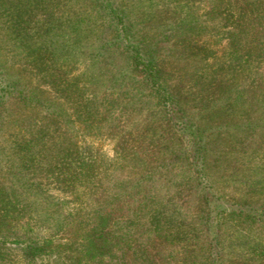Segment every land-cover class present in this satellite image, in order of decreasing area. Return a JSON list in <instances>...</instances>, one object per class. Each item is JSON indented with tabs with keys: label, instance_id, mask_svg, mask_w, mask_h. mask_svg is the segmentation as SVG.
<instances>
[{
	"label": "trees",
	"instance_id": "obj_1",
	"mask_svg": "<svg viewBox=\"0 0 264 264\" xmlns=\"http://www.w3.org/2000/svg\"><path fill=\"white\" fill-rule=\"evenodd\" d=\"M44 1L0 0V14L4 12L9 14L8 19L0 23L2 29L0 31L3 32L1 36H4V41L11 40L18 43L26 62L33 69L36 68L34 71L40 74L41 81L49 84L55 91L69 96L71 98L69 102L75 104L76 109L87 108L94 100L93 111L84 109L86 114L84 119L93 115L95 117L100 113L101 110L97 107L98 101L113 100L115 103H123L125 107H130L135 105L146 91L147 95L152 96L153 102L155 101V106L152 108V102L148 110L154 122L160 110L166 113L176 111L186 113L185 106L189 99L197 105L199 114L208 113L202 116L208 120H214V117L218 120L216 118H222L218 117L222 116L221 114L235 112L241 108L240 113H247L239 121L221 119L222 121L217 123L207 122L206 125H201L195 120H182L179 125L177 121L172 122L174 127L178 126L192 132L193 167L205 176L212 174L207 155L208 145L215 133L221 134L223 129L228 130L233 127L248 129L255 137L264 136V70L262 68L264 0H143L150 8L153 7L154 2L157 5L161 4L159 17L156 15L157 18L154 20L150 17L146 19L145 24L141 20L138 22L134 20L133 9L123 4L122 0H95L97 20L103 18L108 28V34L99 33L96 37L95 59L108 47L118 49L127 59L129 70L137 71L141 78L139 82L135 79L130 83L125 82L126 84L122 80L118 81V78L123 77L122 74L116 75L107 84L93 71L84 70L80 74L69 75L70 71L61 68V60H69L75 56L74 50L80 49L85 44L83 41L87 37L88 29L80 18H77L80 19L79 21L67 25L65 17L53 19L52 12H49L50 19L46 20L47 25H44L45 27L41 25L39 29L31 32V19L25 14L31 12L32 2L39 4ZM50 1L46 0V3ZM153 24L156 28H152V34L149 32L150 29L144 26L152 27ZM215 36L216 39H211L213 44L217 45L223 41L221 54L215 49L208 48L204 40H201ZM163 40L169 43L171 48L179 51L182 58L189 59L191 68L187 72L190 91L186 95L183 90L182 92L176 90L163 70L161 57L158 55ZM252 63H256L254 73L261 82L253 104L245 99L244 87L225 84L228 75L234 72L245 73L249 71V65ZM42 82L33 85L32 82L14 73L2 60L0 51V231L3 232V237H14L26 242L24 251L30 256L39 253L43 244H40L38 239L21 235V231L15 227L25 217L24 195L37 194L35 191L38 188L37 183L32 178L35 177L36 172L27 171L29 170L26 167L27 158L34 152L43 151L48 146L47 139H51L50 143L63 144V139L57 140L55 138L57 135H53V130L48 129L47 125L55 123V120L58 121L56 117L63 114L65 118H70V113L63 107L62 102L47 95L49 90L41 85ZM110 89L112 91L108 92ZM209 92L219 95L212 97L213 95L207 94ZM10 103H16L22 110L14 112V108L9 106ZM24 109L29 110L30 118L23 114ZM254 114L256 117L253 119L251 115ZM125 119H127L126 115L122 113L118 124L124 126L122 123ZM136 123L141 124L142 127L145 125L146 130L152 127L150 123L143 124L142 121ZM215 128L218 132L207 134V131ZM151 140V148L156 151L154 147L157 146L158 139ZM68 142L66 140V143ZM56 148L57 153H61L69 146L58 145ZM147 163L149 162L140 156L137 157L135 162L138 165L137 170L145 169ZM258 167V173L250 181H245L249 190L255 189L258 197L247 200L235 199L233 202L237 204L236 207L229 208L223 203V196L212 191L211 179L197 182L196 187L202 192L200 195L202 211L199 219L206 227L207 248L216 246V252L214 255L205 256L202 260L194 258L190 264L193 262L224 264L223 255L226 249L223 247L225 242L223 235L227 228H229L228 234L234 237L232 242L237 243V250L241 251L239 254L246 263L264 264V155L260 158ZM151 168L149 171H140L141 176L136 183L127 186L128 180H122L119 184L122 192L117 196L108 194V190L102 191L101 198H98L99 208L94 212V225L81 236L85 263L109 264L111 259L118 258L117 249L121 235H118L117 231L122 224L128 223L130 226L140 218L132 221L124 213L117 211L119 207L124 208L126 194L136 192V188L142 184V179L153 175L158 167ZM62 174L58 171L56 177ZM118 199L121 202H117ZM144 200L140 198V203L142 206H148ZM147 210L145 211L144 208L140 211V217L143 215L146 218L142 224L146 226L147 231L163 229L165 225L159 210ZM65 224L60 221L56 229L60 230ZM114 264L130 263L118 260Z\"/></svg>",
	"mask_w": 264,
	"mask_h": 264
},
{
	"label": "rangeland",
	"instance_id": "obj_2",
	"mask_svg": "<svg viewBox=\"0 0 264 264\" xmlns=\"http://www.w3.org/2000/svg\"><path fill=\"white\" fill-rule=\"evenodd\" d=\"M122 1L133 9L132 15L137 22L141 20L145 24L146 19L151 17L154 20L159 17L161 4L157 5L154 2L155 4L153 3V7L150 8L143 0ZM94 7L95 0H51L48 3L45 0L39 4L32 2L31 12L25 15L31 19V32L39 29L41 25H47L46 20L50 19L49 12H52L53 19L65 17L67 25L73 24L77 18H80L83 25L87 26L88 31H85L87 37L83 41L85 44L80 49L74 50L75 56L69 60H61V68L70 71L69 75H77L86 70L93 71L107 84L116 75L121 74L123 77L118 78L119 82L122 80L124 83H130L135 79L141 81L137 71L129 70L127 59L118 49L108 47L95 59L96 37L99 33L108 34V28L103 18L97 20ZM8 15L6 12L1 13L0 23L7 20ZM92 20L94 22H91ZM144 27L149 28L152 34L153 29L156 28L154 24L152 27L148 25ZM1 35H3L2 31H0V51L6 65L33 85L42 82L40 74L34 71L36 68L33 69L26 62L19 44L11 40L4 41V36ZM216 37L201 40H204L208 48L215 49L221 54L223 41L217 45L211 41ZM163 41L158 52L163 70L176 90L181 92L183 90L186 95L190 91L187 72L191 68L189 59L182 58L179 51ZM262 66L264 70V61ZM249 67V71L245 73L234 72L228 75L225 84L244 87L245 99L253 104L261 82L254 73L256 63H252ZM41 85L49 90L47 94L49 97L62 102L63 107L70 113L69 119L65 118L62 112V116L56 117L58 121L55 120V123L47 125L48 129L53 130V135H57L55 137L57 140L63 139V144L50 143L51 139H47L48 146L43 151L34 152L26 162V167L29 169L27 171L36 172L35 177L32 178L37 183L38 188L35 190L37 194L24 195L25 217L18 222V225H14L21 231V235L38 239L40 244H43L42 250L36 255H27L24 251L26 242L14 237H3V232L0 231V264H88L85 263L82 254L81 236L94 225V212L99 208L98 198H101L102 191L105 189L108 190V194L117 196L122 192L119 187L122 180H128L127 186L136 183L141 172L149 171L154 166L158 167L157 171L142 179V184L136 188V192L126 194L124 208L119 207L117 211L118 213L121 211L132 221L137 218L140 220L130 226L124 223L117 231L118 235H121L117 249L118 258L111 259L109 264H114L118 260L130 264H190L194 258L202 260L207 255H214L216 246L207 248L206 227L199 219L202 211L200 204L202 192L196 187L198 181L205 182L206 179H211L212 191L221 194L223 203L229 208L237 206L233 202L235 199L247 200L258 197L255 189L249 190L245 181H250L258 173L260 158L264 155V136L255 137L248 129L233 127L228 130L223 129L221 134L215 133L211 138L214 141L212 140L208 145L207 155L212 174L205 176L193 167L192 132L172 125L173 121H177L179 125L182 120H195L201 125L211 121L217 123L222 121L221 119L239 121L247 113H240L241 108L235 112L221 114L222 116L218 117L222 118H216L218 120H215V117L214 120H208L202 117L208 113L202 111L204 114H199L197 105L189 99L185 106L186 113L182 111L166 113L158 110V118L154 122L148 111L153 102L152 96L147 95L146 91L144 92L146 94L130 107H125L123 103H115L113 100L98 101L97 107L101 110L100 113L95 117L93 115L84 119L86 117L84 109L93 111L94 100L87 108L76 109L75 104L69 102L71 100L69 96L55 91L45 82ZM110 91L112 89L108 90ZM207 94L213 95V92ZM218 95L219 93H215L212 97ZM154 102L152 108L155 106ZM9 106L14 108V112L22 110L16 103H10ZM120 110L127 118L122 123L124 126L118 124L122 115ZM23 114L28 115V118L31 116L28 109H24ZM251 117L254 119L256 114ZM137 121H142L143 124L150 123L152 127L146 130L145 125L142 127L141 124L136 123ZM214 132H218L217 128L210 129L207 134ZM50 134L52 135V132ZM152 138L158 139V144L154 147L156 151L151 148ZM66 140L69 142L66 143ZM58 145H66L69 148L57 153ZM139 156L149 162L142 171L137 170L138 165L135 164ZM58 171L63 173L62 176L56 177ZM192 177L195 179H191ZM140 198L145 199L148 206H142ZM117 202L121 200L118 199ZM144 208L145 211L159 210L165 225L163 229L147 231L146 226L142 224L146 218L143 215L140 217V211ZM60 221L66 224L57 230V223ZM227 231L223 235L225 239L223 247L226 249L223 263L252 264L246 263L241 258L237 243L232 242L234 237ZM47 239L52 241L48 242Z\"/></svg>",
	"mask_w": 264,
	"mask_h": 264
}]
</instances>
